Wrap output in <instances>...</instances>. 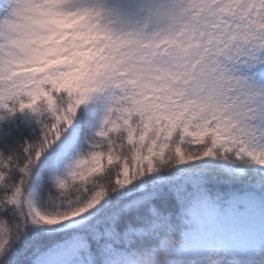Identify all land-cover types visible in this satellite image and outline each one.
<instances>
[{
  "label": "snow or ice",
  "instance_id": "snow-or-ice-1",
  "mask_svg": "<svg viewBox=\"0 0 264 264\" xmlns=\"http://www.w3.org/2000/svg\"><path fill=\"white\" fill-rule=\"evenodd\" d=\"M23 4L0 0V264L264 245V0Z\"/></svg>",
  "mask_w": 264,
  "mask_h": 264
},
{
  "label": "trees",
  "instance_id": "trees-1",
  "mask_svg": "<svg viewBox=\"0 0 264 264\" xmlns=\"http://www.w3.org/2000/svg\"><path fill=\"white\" fill-rule=\"evenodd\" d=\"M190 163H196L195 161L190 162ZM246 169H241L237 171V175H243L246 174ZM239 194L241 196L247 195L246 190L243 188L242 185H238L237 186ZM174 240L177 241V247H180V245L182 244V237L181 235L178 233L176 236L173 237ZM262 255H264V246L262 247ZM205 255L204 253H198V252H185L183 249H181V254L179 256H177V259L179 260H184V259H190L193 261V264H201V257ZM261 255L260 261L256 260L254 262V264H264L263 261V256Z\"/></svg>",
  "mask_w": 264,
  "mask_h": 264
},
{
  "label": "rangeland",
  "instance_id": "rangeland-1",
  "mask_svg": "<svg viewBox=\"0 0 264 264\" xmlns=\"http://www.w3.org/2000/svg\"><path fill=\"white\" fill-rule=\"evenodd\" d=\"M239 211L242 213L244 209L241 208ZM263 246L264 245L257 243L255 245L241 248L238 252L233 253L232 255H235L242 264H254L256 260L260 261ZM262 256L264 261V255Z\"/></svg>",
  "mask_w": 264,
  "mask_h": 264
},
{
  "label": "clouds",
  "instance_id": "clouds-1",
  "mask_svg": "<svg viewBox=\"0 0 264 264\" xmlns=\"http://www.w3.org/2000/svg\"><path fill=\"white\" fill-rule=\"evenodd\" d=\"M13 6L15 8H23L24 7L23 0H13Z\"/></svg>",
  "mask_w": 264,
  "mask_h": 264
}]
</instances>
